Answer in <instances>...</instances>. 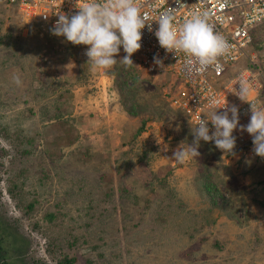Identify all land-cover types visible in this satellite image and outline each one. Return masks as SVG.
I'll use <instances>...</instances> for the list:
<instances>
[{"label":"rangeland","instance_id":"rangeland-1","mask_svg":"<svg viewBox=\"0 0 264 264\" xmlns=\"http://www.w3.org/2000/svg\"><path fill=\"white\" fill-rule=\"evenodd\" d=\"M49 30L0 4L5 262L264 264V158L200 141L177 162L193 128L169 104L173 77L120 63L122 49L93 69L86 46ZM253 36L246 55L264 77V24ZM58 121L78 139L50 159Z\"/></svg>","mask_w":264,"mask_h":264},{"label":"built area","instance_id":"built-area-1","mask_svg":"<svg viewBox=\"0 0 264 264\" xmlns=\"http://www.w3.org/2000/svg\"><path fill=\"white\" fill-rule=\"evenodd\" d=\"M74 2L0 0V4L16 10L24 21L48 29L55 24L58 14H74ZM134 3L145 17L146 25L141 30V47L131 57L138 68L150 75L173 77L174 89L170 93L169 104L183 113L193 129L200 118L210 119L211 111L222 107L225 101L227 106L237 107L238 127L248 123L250 104L264 107V77L255 66L256 57L251 55L249 58L246 55L252 45L251 34L264 24V0H134ZM201 12H207L208 23L229 45L216 63L202 71L190 63L192 58L184 53L166 52L160 48L153 35L158 27L156 21L163 14H171L174 26L179 29L192 14ZM154 56L161 61L160 65L154 63ZM244 58L248 60V67L233 73L232 69ZM239 89L246 90V94H241L240 98L236 95ZM207 126L211 134V123ZM232 134L236 137L232 152L256 157L251 151V137L246 132L233 130ZM207 144L213 145L211 141Z\"/></svg>","mask_w":264,"mask_h":264},{"label":"clouds","instance_id":"clouds-1","mask_svg":"<svg viewBox=\"0 0 264 264\" xmlns=\"http://www.w3.org/2000/svg\"><path fill=\"white\" fill-rule=\"evenodd\" d=\"M74 14H58V19L50 28V34L63 37L73 45L86 46L84 55L93 69L106 70L117 64L115 57L122 49L125 54L119 62L133 65L131 56L140 47L141 30L145 27V17L141 15L134 0H75ZM158 27L153 33L160 48L166 52H182L191 57L199 70L216 63L224 55L229 45L225 39L215 33L208 23L207 12L192 14L177 29L171 14H163L156 21ZM154 63L161 64L155 56ZM246 94L239 89L236 95ZM218 109L224 111L218 112ZM209 122L212 125L210 134ZM236 106L215 108L210 119L200 118L192 130L191 145L181 144L173 153L177 162L188 157L198 156L199 142H212L216 149L232 153L236 137L233 130L246 132L251 137L252 153L264 158V107L250 104V116L246 125H239Z\"/></svg>","mask_w":264,"mask_h":264},{"label":"trees","instance_id":"trees-1","mask_svg":"<svg viewBox=\"0 0 264 264\" xmlns=\"http://www.w3.org/2000/svg\"><path fill=\"white\" fill-rule=\"evenodd\" d=\"M251 35H252L251 36L252 40H254L253 37H255V36H253V33ZM60 97H63V95H61ZM56 123L52 128L53 130L56 131L55 135L52 137H47L45 139V149L44 150L50 159L57 158L63 147L72 145L78 139V135H77V133L73 127L68 126L66 123H61L59 121ZM144 126H145V124H144V122H142L139 129L136 130V132H135L136 136H138L139 134L142 133V131L144 130ZM116 174H118V173H116ZM114 175H112V177ZM162 179L165 180V177H163ZM162 179H161V181H162ZM13 192H14V190H13ZM51 218H52V215L49 216V219H51ZM0 232H1V229H0ZM2 240H4V236L2 235V232H1L0 233V243ZM2 251L3 250L0 246V264H7L5 262L6 261L5 258L1 255ZM76 261H77L76 259H67V260H64L62 262V264H75Z\"/></svg>","mask_w":264,"mask_h":264},{"label":"flooded vegetation","instance_id":"flooded-vegetation-1","mask_svg":"<svg viewBox=\"0 0 264 264\" xmlns=\"http://www.w3.org/2000/svg\"><path fill=\"white\" fill-rule=\"evenodd\" d=\"M3 224L0 222V229H1V232H2V235L7 231L6 229V227L5 226H2ZM0 232V233H1ZM4 236V235H3ZM8 238H6L5 239V236H4V240H2L1 241V243H0V246H1V248H2V253H1V255L5 258V260H6V254H5V252H6V247H7V245H8V241H6ZM11 241V240H10ZM4 262V261H3ZM7 264H12L11 262H6Z\"/></svg>","mask_w":264,"mask_h":264}]
</instances>
